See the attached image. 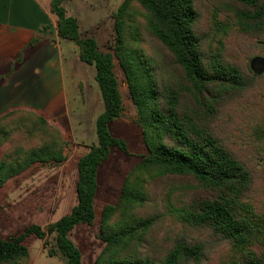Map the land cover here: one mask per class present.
<instances>
[{
	"label": "trees",
	"instance_id": "trees-1",
	"mask_svg": "<svg viewBox=\"0 0 264 264\" xmlns=\"http://www.w3.org/2000/svg\"><path fill=\"white\" fill-rule=\"evenodd\" d=\"M72 1L52 0L51 13L59 38L75 43L80 61L95 68L103 102L95 122L97 140L77 161V201L70 214L47 232L32 225L18 236L0 237V264H25L30 258L26 240L53 235L65 264H84L71 232L94 224L98 173L112 150L128 153L127 143L110 129L124 112L115 59L126 78L148 153L126 177L118 203L102 211L99 236L105 247L94 264H211L215 254L224 252L227 257L218 264H264V219L258 216L262 221L255 222L247 205L256 176L217 134L215 125L221 112L248 94L255 82L226 62L220 48L207 47L198 0H124L113 17V53L101 51L94 37L82 36L79 21L66 8ZM230 1L236 26L264 34V0ZM37 116L42 126L49 123ZM10 135L0 129V149ZM66 160L57 142L8 150L0 156V190L36 166ZM169 177L188 179L186 190L180 191L185 195L179 193V207L168 199V212H161L163 207L157 218L141 217L150 202L157 205L151 188ZM168 214L180 230L152 249L149 234L158 222L169 219Z\"/></svg>",
	"mask_w": 264,
	"mask_h": 264
},
{
	"label": "rangeland",
	"instance_id": "rangeland-1",
	"mask_svg": "<svg viewBox=\"0 0 264 264\" xmlns=\"http://www.w3.org/2000/svg\"><path fill=\"white\" fill-rule=\"evenodd\" d=\"M124 0H74L66 5L68 14L78 18L83 37H94L100 50L113 53L114 14ZM230 0H198L201 14V29L210 50L221 49L226 62L238 66L245 76L254 79V87L242 98L227 106L216 121L217 134L252 168L256 176V189L247 201L255 222L264 219V34L248 32L235 25ZM62 47L69 42L61 41ZM149 51L153 46L147 47ZM71 57L64 51L67 71L71 68L78 73L73 84L70 100L69 121L65 127L55 122L42 126L36 114L14 112L4 117L0 129L11 134L8 143L0 149V156L15 147L26 149L41 146L43 143L57 142L64 149L67 160L55 166H36L26 174L11 180L0 190V237L8 239L21 234L27 227L38 225L47 232L49 226L70 214L76 205V184L78 181L77 161L96 143L95 122L103 111L98 85L95 81V68L82 64L77 59V46ZM119 90L124 102L122 116L111 126L114 137L127 143L128 153L114 148L109 159L98 173V193L96 196V220L92 226L79 225L71 232V240L82 252L84 264H94L104 250L105 244L99 236L102 211L106 206H115L121 195L126 177L137 166L148 151L142 140V130L137 125V110L130 97L124 73L115 59L114 68ZM71 74V72H70ZM20 128L19 130H16ZM188 179L169 177L157 182L151 193L157 198V205L150 202L141 217H156L158 209L168 212V199L176 207L183 201L179 193L185 195ZM165 190L166 200L162 198ZM189 189V187H188ZM179 190V191H178ZM187 192V191H186ZM180 199V201L178 200ZM162 202V204H160ZM151 207V208H150ZM167 208V209H166ZM158 222L149 234L148 241L154 247L165 242L180 230L174 219ZM259 216V217H258ZM258 217V218H256ZM157 218V217H156ZM175 231V232H174ZM166 235L165 237H163ZM55 236L44 240L30 237L26 245L30 258L25 264H65V259L56 250ZM164 239V240H162ZM150 247L143 248L148 253ZM227 257V252L213 257L211 264H218Z\"/></svg>",
	"mask_w": 264,
	"mask_h": 264
},
{
	"label": "crops",
	"instance_id": "crops-1",
	"mask_svg": "<svg viewBox=\"0 0 264 264\" xmlns=\"http://www.w3.org/2000/svg\"><path fill=\"white\" fill-rule=\"evenodd\" d=\"M51 2L0 0V118L31 112L66 128L78 73L72 60L67 71L64 51L71 57L75 43L62 47Z\"/></svg>",
	"mask_w": 264,
	"mask_h": 264
}]
</instances>
